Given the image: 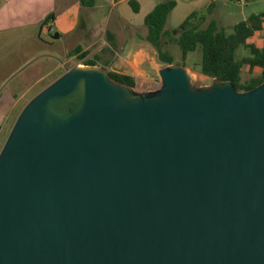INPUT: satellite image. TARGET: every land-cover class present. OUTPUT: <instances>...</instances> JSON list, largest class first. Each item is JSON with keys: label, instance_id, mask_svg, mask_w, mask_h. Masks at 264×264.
Wrapping results in <instances>:
<instances>
[{"label": "water", "instance_id": "obj_1", "mask_svg": "<svg viewBox=\"0 0 264 264\" xmlns=\"http://www.w3.org/2000/svg\"><path fill=\"white\" fill-rule=\"evenodd\" d=\"M137 91L76 65L0 150V264H264V80Z\"/></svg>", "mask_w": 264, "mask_h": 264}, {"label": "rangeland", "instance_id": "obj_2", "mask_svg": "<svg viewBox=\"0 0 264 264\" xmlns=\"http://www.w3.org/2000/svg\"><path fill=\"white\" fill-rule=\"evenodd\" d=\"M71 1L31 0L11 8L6 7L0 0V150L12 123L25 104L43 87L48 86L55 78L57 79L58 76L62 75L64 68L59 69L61 64L67 63L64 67L70 69L74 64L82 62L78 56L69 59V51L77 45L83 47L92 41L95 44L102 42L97 40L98 37L91 38L90 26L96 22L104 25L106 19L104 20L102 17L108 14L109 3L93 12L82 9V17L78 25L66 37L53 38L48 34L46 27L41 28L43 22L50 15H56ZM133 1L137 3L136 0ZM191 2V8L194 12L200 14L206 12L207 4H201L197 0ZM210 2L213 3L210 18L226 32H230L233 25L247 19L250 15L264 13V0H248L245 4H240L237 0H210ZM87 15L90 19L87 18ZM115 17L116 11H111L109 13L110 23ZM132 17L134 20L141 19L140 14ZM179 20L180 18L176 14L171 15L168 17L165 29L171 30L177 27ZM144 33H146L144 24L141 28L136 27L132 30L134 37ZM262 39H264V33H259L252 39V43L260 46ZM129 43L128 40L126 44L129 46ZM168 51L173 56L174 64L181 65L179 48L172 45L168 47ZM246 54H248L247 50L239 52L240 56ZM200 59V52L195 51L189 53L185 61V68L191 77V82L198 87L207 86L211 83V79L200 76L194 70ZM244 73H246V68H243ZM259 73V69L253 71L254 76L259 75ZM158 83L157 88L160 86V80Z\"/></svg>", "mask_w": 264, "mask_h": 264}, {"label": "trees", "instance_id": "obj_3", "mask_svg": "<svg viewBox=\"0 0 264 264\" xmlns=\"http://www.w3.org/2000/svg\"><path fill=\"white\" fill-rule=\"evenodd\" d=\"M95 1L80 0V5L82 8H91L95 5ZM128 4L133 12L138 11V3L130 0ZM175 5V0L159 2L144 18L146 33L143 39L155 50L158 63L162 66L174 64L168 47L176 45L180 50L182 66L186 67L185 61L189 53L199 51L201 59L195 65L194 70L211 80L228 81L239 92L248 91L264 80V41L261 46H257L251 41L255 33H264V13L250 15L247 19L233 25L230 32H226L210 18L213 8V3H210L204 14L192 12L177 27L167 30L165 25ZM53 18L54 15H50L44 23L53 20ZM51 36L57 38L56 35ZM106 40L108 48H112L113 36L111 33L106 32ZM106 50L102 49L101 53H105ZM241 50H247L248 54L240 56ZM80 52L81 47L78 46L74 49L73 54ZM86 56L87 54L82 52L78 59H83ZM98 61V56H94L93 59H87L85 65L100 66ZM101 67L106 70L104 65ZM243 68H246L244 74ZM255 69L260 70L259 75H253ZM106 71L113 80L134 88L132 77Z\"/></svg>", "mask_w": 264, "mask_h": 264}, {"label": "crops", "instance_id": "obj_4", "mask_svg": "<svg viewBox=\"0 0 264 264\" xmlns=\"http://www.w3.org/2000/svg\"><path fill=\"white\" fill-rule=\"evenodd\" d=\"M30 1L31 0H1V2L5 4L6 7L11 8L17 7L18 5H23ZM129 1L130 0H96L93 7L82 8L80 5V0H72L59 12H57L56 15H54L53 20L46 23L43 22L41 28L46 27L48 34L50 36L56 35V39L66 37L67 35L71 34L78 25V22L82 17V9L93 12L95 9L103 8L106 3H109L108 14L102 17V19H106L104 25L102 26L96 22L90 26L91 38L98 37L97 40H101L102 42L99 43L97 41L98 44H95L92 41L83 47L80 46L81 52L78 54H73L74 49L79 45L75 46L68 53V56L70 57L69 59L80 56L82 52H85L87 56L81 59L82 62L74 64V66H83L85 65V61L87 59L98 56L99 65H104L106 70L132 77L134 79L135 90L151 91L156 89L157 85L159 84L158 71L161 68V64L157 63L155 50L143 39L145 33L143 35L134 37L132 30L136 27L141 28L144 24L145 16L151 12L155 5L162 0H136L139 5V9L136 13L133 12L129 6ZM175 1L176 5L171 11L169 17L173 14H176V16L180 18V24L186 19L188 15L194 12V10L191 8L192 0ZM197 1L201 4H207V7L211 3H209L210 0ZM111 11H116V17L112 20V23H110L111 21L109 20V13ZM139 14L141 19L134 20L132 16H137ZM88 15H90V13H88ZM88 15L87 18L90 19ZM106 32L111 33L113 36L112 48H108L107 40L105 38ZM259 33L260 32L255 33L253 38H255ZM128 40L130 41L129 46L126 44L128 43ZM263 41L264 39H262V43ZM102 49L107 50L101 56L100 54ZM66 64L67 63H62L59 67V69L61 67L64 68L62 74L65 72V69H67V67H64ZM199 75L203 76L201 74Z\"/></svg>", "mask_w": 264, "mask_h": 264}, {"label": "built area", "instance_id": "obj_5", "mask_svg": "<svg viewBox=\"0 0 264 264\" xmlns=\"http://www.w3.org/2000/svg\"><path fill=\"white\" fill-rule=\"evenodd\" d=\"M237 2L240 4H245L246 2H248V0H237Z\"/></svg>", "mask_w": 264, "mask_h": 264}]
</instances>
